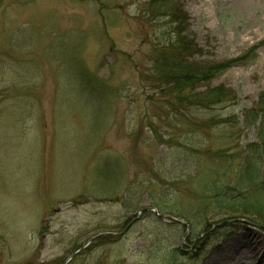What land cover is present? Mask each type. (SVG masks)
Here are the masks:
<instances>
[{"label": "rangeland", "instance_id": "1", "mask_svg": "<svg viewBox=\"0 0 264 264\" xmlns=\"http://www.w3.org/2000/svg\"><path fill=\"white\" fill-rule=\"evenodd\" d=\"M262 91L264 0H0V264H264V207L215 203L259 158Z\"/></svg>", "mask_w": 264, "mask_h": 264}, {"label": "trees", "instance_id": "2", "mask_svg": "<svg viewBox=\"0 0 264 264\" xmlns=\"http://www.w3.org/2000/svg\"><path fill=\"white\" fill-rule=\"evenodd\" d=\"M168 16L171 23L176 24L177 26L184 24L185 20L181 19L179 15H174L170 13ZM174 33L175 37H173V43L176 46L175 49L179 52V54L177 52V55H175L174 57V62L176 63L179 62L178 57H180L181 54L182 56H185L187 52L193 49L197 51L198 46L195 43L193 44L189 43V41L187 42L185 38H181L180 31L175 30ZM245 58V56L238 57L236 59L212 64L202 69L198 65H194V67H192V69L188 71L181 69L171 70V72H168L167 77L169 80H173V82H175L174 88L175 90H179L178 92L180 93L183 92L184 88H186L184 86L185 83H187V85H191L192 87L191 83L195 84L196 82H199L201 80L210 81L219 73L224 72L225 70L238 63H241L245 60ZM206 94L208 105L212 106L232 101L230 97L234 96L231 91L220 87L208 90ZM259 98H261L259 110H256V114L254 113V115H252L254 125H256L257 123L264 125V91L260 93ZM258 155V159L254 161L252 160L251 163L246 162L243 165V168L241 169V172L238 175V186L240 187L237 188L235 192H226L225 194H220L221 197L215 198V203L218 204L220 207L224 206L230 208L225 212V214H228L229 216L225 217L226 219L223 220L224 222H232L233 220L238 219V215L236 214L237 209L240 207H249L253 205L256 208V204H258L259 206L256 209H259L260 212L263 209L264 197H262V193L260 190L261 187L264 186V145L260 147V152L258 153ZM249 186H253V188L250 189L248 188ZM246 191H249L251 194H255V196H249ZM249 210L250 209H247L246 212L248 213ZM254 221L257 223L258 226L264 224V213H262L258 220Z\"/></svg>", "mask_w": 264, "mask_h": 264}, {"label": "water", "instance_id": "3", "mask_svg": "<svg viewBox=\"0 0 264 264\" xmlns=\"http://www.w3.org/2000/svg\"><path fill=\"white\" fill-rule=\"evenodd\" d=\"M171 218H173L174 220L178 221V220H177L176 218H174V217H171ZM178 222H179V221H178ZM129 225H130V224H129ZM127 228H128V226H127ZM127 228H125L122 232H118V233H116V234H117V235L123 234V233L126 231ZM85 246H86V244H85L82 248H84ZM82 248H81V249H82ZM81 249H79L77 252H79ZM77 252H76V253H77ZM76 253H74V254H76ZM74 254H73V255H74ZM73 255H72V256H73ZM72 256H71V257H72Z\"/></svg>", "mask_w": 264, "mask_h": 264}]
</instances>
